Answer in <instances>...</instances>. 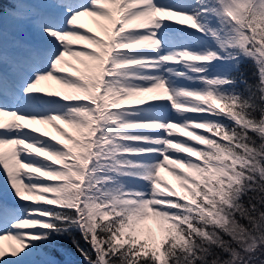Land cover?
Returning <instances> with one entry per match:
<instances>
[{
  "label": "snow or ice",
  "instance_id": "6c2138e0",
  "mask_svg": "<svg viewBox=\"0 0 264 264\" xmlns=\"http://www.w3.org/2000/svg\"><path fill=\"white\" fill-rule=\"evenodd\" d=\"M5 17L0 240L19 248L0 264H264V0H11ZM146 209L171 222L159 242L130 223Z\"/></svg>",
  "mask_w": 264,
  "mask_h": 264
},
{
  "label": "rangeland",
  "instance_id": "374dc122",
  "mask_svg": "<svg viewBox=\"0 0 264 264\" xmlns=\"http://www.w3.org/2000/svg\"><path fill=\"white\" fill-rule=\"evenodd\" d=\"M82 17L80 18V23H81ZM4 23L5 21V25L9 24L10 21L7 17H5L4 19L0 20V22ZM94 29L93 31H96V27L92 28ZM74 62V61H73ZM179 83L183 84L184 81H179ZM55 88H58V85H54ZM7 119V118H5ZM59 123V122H58ZM62 127H67V125H63L61 124ZM42 128H46L52 135H56L57 138L59 139V136L56 132V130L54 128H52L51 126H41ZM71 131V130H70ZM198 131H203V130H198ZM207 134V133H205ZM192 143H195L194 141ZM199 146V145H198ZM171 167H175L174 165ZM178 171V170H177ZM0 179H2V174H0ZM161 179H162V185L161 187H164V184H168L170 186H172L173 188H175L176 191H180L183 192V189L180 186V182L176 179L175 176H173L171 174V168H164L161 170ZM10 195V194H9ZM130 223L133 225V227L136 229V231L138 232V235L140 237V239L142 240H146L149 243L151 241H154L153 239H157L156 234L163 230V227L165 224H170L171 222H167L166 220H164L159 214L153 213L151 210H145V212L141 215H138L136 217H134ZM157 223L160 225L159 228L156 227ZM146 227L151 229L152 231L150 233H144L141 234L140 233V228L141 227ZM15 241V240H14ZM16 242V241H15ZM17 243V242H16ZM19 248V245H18ZM261 260H264V257L260 258Z\"/></svg>",
  "mask_w": 264,
  "mask_h": 264
},
{
  "label": "trees",
  "instance_id": "16d2710c",
  "mask_svg": "<svg viewBox=\"0 0 264 264\" xmlns=\"http://www.w3.org/2000/svg\"><path fill=\"white\" fill-rule=\"evenodd\" d=\"M11 7V0H0V11H2L4 8H9ZM244 68L247 70V72L250 74L251 72V62H245L244 64ZM169 226V224H165L163 227L162 232L160 231L159 234L156 236L157 239H153L154 241H151V243L153 242H159V240L162 238L163 234H164V230ZM67 247L71 248V245H66ZM167 245H165L166 247ZM73 254L75 255L76 259H80L79 254L75 252V249H71ZM53 255L55 256L56 260L58 261H63L65 258L64 256L60 255L58 252L57 253H53Z\"/></svg>",
  "mask_w": 264,
  "mask_h": 264
},
{
  "label": "bare ground",
  "instance_id": "6f19581e",
  "mask_svg": "<svg viewBox=\"0 0 264 264\" xmlns=\"http://www.w3.org/2000/svg\"><path fill=\"white\" fill-rule=\"evenodd\" d=\"M81 23L85 28H94L96 25L94 24L91 17L83 16ZM0 246H2L6 253H10L12 248H18V244L14 240L4 239L0 240ZM7 258V257H5Z\"/></svg>",
  "mask_w": 264,
  "mask_h": 264
},
{
  "label": "clouds",
  "instance_id": "9594fccd",
  "mask_svg": "<svg viewBox=\"0 0 264 264\" xmlns=\"http://www.w3.org/2000/svg\"><path fill=\"white\" fill-rule=\"evenodd\" d=\"M156 227L159 228L160 225L157 223ZM139 231H140L141 234H144V233H146V232H147V233H150L152 230L149 229V228H146V227H143V226H142V227L140 228Z\"/></svg>",
  "mask_w": 264,
  "mask_h": 264
}]
</instances>
